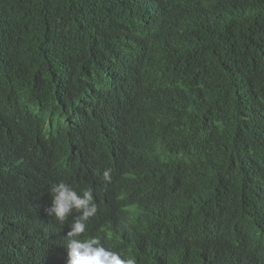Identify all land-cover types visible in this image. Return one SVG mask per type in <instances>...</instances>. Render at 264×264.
Listing matches in <instances>:
<instances>
[{
  "label": "trees",
  "instance_id": "1",
  "mask_svg": "<svg viewBox=\"0 0 264 264\" xmlns=\"http://www.w3.org/2000/svg\"><path fill=\"white\" fill-rule=\"evenodd\" d=\"M141 1L0 0V98L17 95L14 104H29L20 120L0 105V197L19 203L32 172L35 186L38 172L43 180L55 173L75 189V168L90 165L100 179L106 170L124 178L120 203L137 219L128 245L112 233L89 234L105 247L136 264H253L252 245L264 235L259 224L239 221L264 183V0L170 3L197 10L200 27L166 25L164 32L178 41L170 54L145 39L148 58H157L146 70L162 82L142 92L143 71L134 69L147 59L122 57L170 13L145 21L149 10ZM189 50L193 58L181 56ZM68 108L80 119L70 146L53 141L51 151L27 154L31 160L7 153L55 133ZM89 109L106 111L91 140ZM119 122L124 140L102 146V136ZM87 142L82 155L65 159ZM179 147L186 152L175 161ZM7 233L0 223V264H39L21 240L10 244Z\"/></svg>",
  "mask_w": 264,
  "mask_h": 264
},
{
  "label": "clouds",
  "instance_id": "2",
  "mask_svg": "<svg viewBox=\"0 0 264 264\" xmlns=\"http://www.w3.org/2000/svg\"><path fill=\"white\" fill-rule=\"evenodd\" d=\"M176 1L178 0H142L139 2L142 6L146 2L145 5L148 6V17L144 19L145 21L158 19L166 10L170 13L161 27L154 25V28L147 31V34L141 32L144 38L143 44L129 49L122 57V60L125 58L127 62H134L140 58L147 59L140 68L134 69V73H139V70L143 71L139 78L143 85L141 92L154 86L156 82H153V78L157 79V75L146 70V65L157 61V58H148L150 54L146 51L145 39L152 43H160L162 52L170 54L176 51L178 41L173 39L168 32H164L166 25L172 24L171 28L179 24L193 29L200 27L198 11L194 8L186 10L182 6L172 9L169 4ZM181 56L193 58L195 53H190V50L184 51ZM160 82L162 80L157 83ZM139 94L135 93L136 98ZM133 95V93L126 95L121 102L125 105ZM14 96L17 95L0 98V105L15 113L20 120L29 110V104H14L12 99ZM121 114L124 113L119 110L114 112V115ZM103 116H106V111L88 110L89 140H91L95 122ZM55 125L56 132L43 139H36L35 146L28 142L24 148L15 145L5 150L15 159L31 160L28 155L51 151L49 145L53 141L59 142L58 148L70 146L80 134V119L77 110L68 108L66 115L59 117ZM196 126L197 124H191L192 128ZM123 140V124L119 122L112 127L111 133H105L102 136L101 145L106 146L114 141V145L117 146ZM87 146L88 142L77 145L74 147L75 154L65 159L70 162L74 156L82 155ZM185 152L186 149L182 147L175 148L174 160L181 161ZM2 165L0 161V172H3L1 169L5 168ZM88 166L87 171L75 168L74 173L80 176V183L75 189L71 184L63 181L64 177H57L55 173L45 175V180H43L38 172V182L35 186L34 172H32L25 181V185L29 188L18 194L19 203L5 202L0 197V210L2 209L4 215L11 214L0 216V223L8 228L7 239L10 244L13 245L15 241L21 240L23 250L37 257L39 264H136L134 257H127L107 248L99 238L89 235L94 230L100 235L112 233L118 237L119 244L128 245L127 240L133 237L137 219L133 210L123 207L120 203L121 194L126 188L122 185L124 178L108 177L106 170L105 179H100L102 172ZM50 176L55 182L48 181ZM130 188H127L128 192ZM245 220H251L255 225L259 224L260 233L264 235V183L258 189L255 204L253 205L252 197V202L246 208V215L239 223ZM122 248L138 251V247L133 246ZM252 250L253 254L249 257L250 262L264 264V237L252 245Z\"/></svg>",
  "mask_w": 264,
  "mask_h": 264
}]
</instances>
